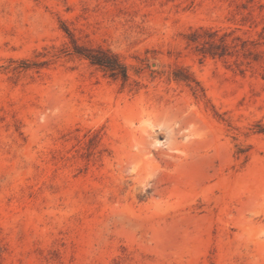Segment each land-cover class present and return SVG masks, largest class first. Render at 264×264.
Segmentation results:
<instances>
[{
  "label": "rangeland",
  "instance_id": "1",
  "mask_svg": "<svg viewBox=\"0 0 264 264\" xmlns=\"http://www.w3.org/2000/svg\"><path fill=\"white\" fill-rule=\"evenodd\" d=\"M0 264H264V0H0Z\"/></svg>",
  "mask_w": 264,
  "mask_h": 264
}]
</instances>
